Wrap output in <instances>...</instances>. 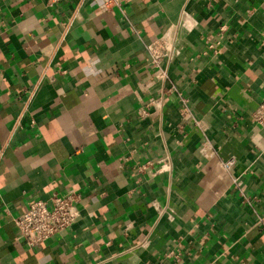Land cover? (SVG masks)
<instances>
[{
    "label": "crops",
    "instance_id": "crops-1",
    "mask_svg": "<svg viewBox=\"0 0 264 264\" xmlns=\"http://www.w3.org/2000/svg\"><path fill=\"white\" fill-rule=\"evenodd\" d=\"M99 2L0 0V264H264V0ZM69 188L28 247L13 217Z\"/></svg>",
    "mask_w": 264,
    "mask_h": 264
},
{
    "label": "built area",
    "instance_id": "built-area-1",
    "mask_svg": "<svg viewBox=\"0 0 264 264\" xmlns=\"http://www.w3.org/2000/svg\"><path fill=\"white\" fill-rule=\"evenodd\" d=\"M66 0H48L49 6L57 5ZM81 4L85 0H76ZM99 8L106 11L111 7L121 8L122 4L129 0H99ZM212 47V46H211ZM167 43L157 40L148 44L146 47L151 64L157 66L167 51ZM162 73L158 74V77ZM34 92L31 89L30 95ZM183 105L187 100L181 98ZM156 101L150 98L144 102L138 109L140 117H144L149 113L151 106H154ZM253 122L264 129V96L259 101L256 109L252 113ZM233 159H229L223 166L230 167ZM144 166H142L143 168ZM80 194L73 188L67 189L64 193H52L48 199L33 200L28 204V207L23 212L18 213L13 217V222L18 229L19 238L30 248L39 247L45 240L53 235L67 230L79 216L78 203ZM257 226L264 232V212L257 216Z\"/></svg>",
    "mask_w": 264,
    "mask_h": 264
}]
</instances>
